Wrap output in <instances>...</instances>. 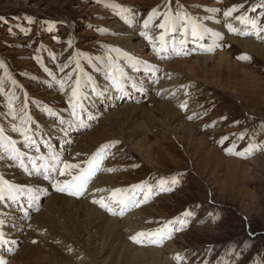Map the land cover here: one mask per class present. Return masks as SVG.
I'll list each match as a JSON object with an SVG mask.
<instances>
[{
  "label": "rangeland",
  "instance_id": "1",
  "mask_svg": "<svg viewBox=\"0 0 264 264\" xmlns=\"http://www.w3.org/2000/svg\"><path fill=\"white\" fill-rule=\"evenodd\" d=\"M118 6L122 10H115ZM129 9L135 26L124 27L143 39L141 57L120 52L115 33L106 28L114 21L110 17L124 18ZM246 39L264 46V0H0V130L10 131L15 138L10 143H23L27 109L41 119L27 116L33 126L56 127L70 142L72 135L66 158L78 165L76 172L89 159L100 161L86 191L96 189L97 196L85 200L108 219H119L126 240L138 249L161 250L172 264H264V58L238 44ZM220 54L238 64L222 71L197 67L195 76L168 68ZM128 56L151 62L160 80L150 81L143 97L110 103L109 96L122 91L105 88L114 81L117 64L118 72L126 70V85L147 81ZM128 62L132 67L124 68ZM90 79L98 84L90 86ZM154 100L171 104L172 113L165 116L179 112L188 129L153 123L147 136L151 147L142 151L121 137L86 149L92 143L85 137L101 127L110 110L152 109ZM54 111L58 116L50 120ZM68 126L74 131H66ZM80 141L84 146L78 147ZM6 145H0V154ZM39 147L47 148L41 141ZM33 148L38 149L26 145L23 156L35 157ZM99 199L115 211L102 210ZM58 239L57 246L67 243L65 255L80 253L69 248L67 254L68 242ZM87 256L82 252L72 260L82 263Z\"/></svg>",
  "mask_w": 264,
  "mask_h": 264
},
{
  "label": "bare ground",
  "instance_id": "2",
  "mask_svg": "<svg viewBox=\"0 0 264 264\" xmlns=\"http://www.w3.org/2000/svg\"><path fill=\"white\" fill-rule=\"evenodd\" d=\"M131 11L134 12L133 10ZM131 11L128 12L132 13ZM127 17L129 16L127 15ZM110 18H112L114 21L106 24V28L110 32L115 33V39L113 40L115 42V46L118 47L117 49L124 54H133L134 56L141 57L139 52H142L146 49L143 48L144 44L141 42L143 39L138 36L137 32L132 33L131 31L126 30V26L120 20L116 19L115 17ZM238 44H240L244 49L264 58V46L259 45V43H256L250 39H246L238 41ZM126 46H128L131 50H126ZM108 55L113 56V54L109 53ZM101 59L103 62L105 60H109L110 57L107 59L101 57ZM89 61L92 62L93 60ZM89 61L88 63H90ZM98 62L99 64L101 63L100 61ZM50 63L52 64V62ZM210 63L213 65L209 66ZM234 64L237 65L238 63L236 61H231L226 54H220L215 57H199L193 61L185 60L174 62L172 65L168 66V68H174L178 70L180 69L182 72H186L188 75L195 76V68L197 67H212L214 71H222V69L230 70ZM48 70L50 71L51 76L55 78L57 77L55 72H53V69ZM56 72L58 73V71ZM84 72L86 73V71ZM86 76L89 77V74ZM56 79H58V77ZM40 80L50 81L53 79L51 77L40 78ZM54 81L53 83H55ZM94 84L98 83L90 79L89 85L92 86ZM124 97L127 98V95L124 94ZM110 100L111 98L109 99V102L113 103ZM154 101L155 104L154 108L152 109L144 106L126 105L119 107L120 112L116 113L110 110L107 114L104 113L106 114V118L102 122L101 127L85 137L87 141L92 143L88 145L86 149H88L93 144H100L101 142L104 143V141L108 139L111 140V138L121 137L133 149L142 151L151 147L147 140V136L151 134L148 126L153 123H158L159 126H162L163 129L166 130L170 129L174 131L175 128L177 129L178 127L179 130L182 131H186L188 129L190 125L188 126V124L184 123L179 112L175 115H172V118L168 117L169 114L171 115L173 110L171 104L166 103L167 101H164L162 102V105H160V102H157L158 100ZM106 107L107 105H104L102 109L104 110ZM25 112L27 113L26 116H23L22 118L24 120L23 124H25L22 133L24 135L27 133V135H25V139L21 138L23 143H10L15 139L14 137H11L12 135H8L10 131L7 129L0 130V145L7 144L5 146L4 154H0V197L2 202H0V206L3 208V212H1L0 208V221L8 219L1 225L0 231L6 239L11 237V239L14 240V243L20 244V248L15 254L10 255L9 259L17 264L20 262L21 264H172L171 260H169V258H167V256H165L161 250L144 248L138 249L134 245L130 244L124 235L123 230L125 227L122 225V223H120L119 219L118 221L115 219H108L104 215L105 213L101 212L96 206L87 203L85 198L88 199L90 196H97L95 193L96 189H93L92 191L89 190L90 193L88 192V194L85 195H76L83 196L84 199L82 200H79V197H76L77 199H75L62 194L69 191H60L61 194L54 193L55 189L58 187H63L65 182H72V178L75 176L74 174L77 169H64V180L57 177L56 170H59L60 166H58L56 163L60 162V160L63 161V154H65L64 150L70 145L68 134L65 135V132L62 130L58 131L56 127H49L46 129V125H37L36 123V126H33V119H41L35 117L27 109ZM141 114L146 115L145 119L141 118ZM165 114L168 115L165 116ZM31 115L33 119H26L27 116L30 118ZM49 116L51 120L58 115L54 111V114H49ZM161 116L163 117V120H161V118H157ZM154 127L156 128V126ZM36 128L39 130V132L42 130L40 133L38 132L39 136L37 137V140L34 138V132L36 131ZM43 131L45 132L44 134ZM44 135H48V138H46ZM138 135L141 136V139L139 140L137 139ZM53 139H58V141L60 140L61 145H59L58 142L55 144L54 141H52ZM40 141L41 145H45L47 148L43 149L42 147H39ZM43 142H45V144H43ZM84 144V142H81L78 144V147L81 145L84 146ZM26 145H33L37 148L39 147L38 149L33 148L34 153L36 154L35 157L30 158L28 156H23ZM76 149L73 151L72 155H75V151H77ZM86 149L84 152H86ZM70 151L72 152V150ZM81 153L82 152H80V154ZM81 155L83 156V154ZM67 158L68 160L66 164L74 165L72 157ZM73 159L76 161L78 160L76 158ZM31 162L34 163L31 164ZM49 167L51 169H49ZM81 169L82 168H79V171ZM6 177L10 180H7ZM102 178L105 179V177ZM53 179H56L55 185L53 183L51 184ZM57 179H59L58 184ZM4 182L7 183L5 184ZM110 183L111 178L110 180L108 179V184ZM108 184H105V186H109L111 190H114L113 187ZM15 187L18 189H15ZM37 187H42L44 190L49 191L47 198L44 200V202L42 201L43 204H41L42 208L40 211L39 208L41 205L36 208H32L29 214L22 218L19 216L13 218L17 214L14 208L12 209V207L15 206L13 203L20 204L26 199H32V197L38 193L36 190ZM106 191L107 190L104 192ZM125 201L126 200H123V202ZM100 202L107 205L109 212L115 211L112 210V205L105 199L98 200V205L100 208H105L101 206ZM29 218H31V221L29 220L30 222L28 221ZM129 222L130 220L128 223ZM132 222L133 221H131V223ZM131 228L133 229V227ZM126 231L129 232L127 229ZM58 237H60V239L66 240L65 242H68L69 247L67 248L65 246V249L68 251L67 254L70 251L68 250L69 248H75L74 251H78L80 253L84 252L86 255H88L86 259L83 257L85 260L82 258V263H74L72 258L77 257L80 253L65 255L62 251L64 245H67V243L64 242L65 244H58L57 246L55 241L58 242ZM40 240L45 242H40ZM107 254L109 259H102ZM63 257H65L64 260Z\"/></svg>",
  "mask_w": 264,
  "mask_h": 264
},
{
  "label": "snow or ice",
  "instance_id": "3",
  "mask_svg": "<svg viewBox=\"0 0 264 264\" xmlns=\"http://www.w3.org/2000/svg\"><path fill=\"white\" fill-rule=\"evenodd\" d=\"M164 25L162 24L161 27H163ZM194 34H195V29H194ZM246 58V57H244ZM99 160L97 159H93L91 161H89L88 163V168L84 169L79 175L74 176L72 178V182H65V187H58L57 190L58 191H65L66 189H71L69 194L71 195H79L81 194V190L86 186L88 180L90 179V177L92 175L95 174V170L99 164ZM78 167V165H72V164H65L64 165V169H71V168H76ZM64 174V171H61V175ZM70 174V173H69ZM5 184L7 182H4ZM11 187V186H9ZM101 206L102 207H107V205L103 204L102 202ZM133 239H135V237H133Z\"/></svg>",
  "mask_w": 264,
  "mask_h": 264
}]
</instances>
